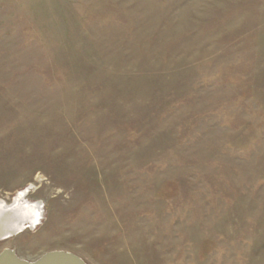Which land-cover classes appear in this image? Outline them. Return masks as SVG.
I'll return each mask as SVG.
<instances>
[{
  "label": "rangeland",
  "instance_id": "1",
  "mask_svg": "<svg viewBox=\"0 0 264 264\" xmlns=\"http://www.w3.org/2000/svg\"><path fill=\"white\" fill-rule=\"evenodd\" d=\"M21 192L37 222L0 252L29 261L264 264V0H0Z\"/></svg>",
  "mask_w": 264,
  "mask_h": 264
},
{
  "label": "water",
  "instance_id": "2",
  "mask_svg": "<svg viewBox=\"0 0 264 264\" xmlns=\"http://www.w3.org/2000/svg\"><path fill=\"white\" fill-rule=\"evenodd\" d=\"M21 203H24L21 201ZM14 204V202L12 203ZM4 204V206L9 210L10 217L16 216V213L12 210L14 207ZM23 205V204H21ZM38 213V212H37ZM4 214V213H3ZM5 215V214H4ZM16 230L12 232H3L0 234L1 238H6L14 234ZM0 264H88L83 258L75 253L64 251V250H52L44 253L38 259L34 261H29L20 257L14 249L5 248L0 252Z\"/></svg>",
  "mask_w": 264,
  "mask_h": 264
},
{
  "label": "bare ground",
  "instance_id": "3",
  "mask_svg": "<svg viewBox=\"0 0 264 264\" xmlns=\"http://www.w3.org/2000/svg\"><path fill=\"white\" fill-rule=\"evenodd\" d=\"M26 193L21 192V194H19L16 199L14 200V204H12L11 206H13L14 208L10 211H14L16 213V216L10 217L9 215V211L4 204L3 200H0V232H4L6 234V232H12L14 230L19 231L22 230L23 228L26 227V224L28 223L29 225L31 224V226H34L35 223L37 222L36 219H33L35 217L31 216L32 214H37L38 211V204L36 203H21L23 196ZM23 204V205H21ZM34 205L36 206V208L34 207ZM7 206V204H6ZM40 210V209H39ZM35 212V213H34ZM5 214L8 217H1L2 214ZM31 214V215H29ZM37 219L39 218V216L36 217Z\"/></svg>",
  "mask_w": 264,
  "mask_h": 264
}]
</instances>
